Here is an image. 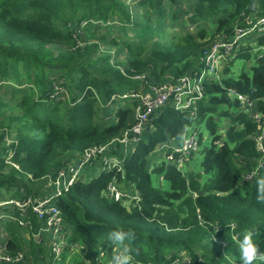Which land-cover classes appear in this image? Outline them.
Listing matches in <instances>:
<instances>
[{
    "label": "trees",
    "instance_id": "trees-1",
    "mask_svg": "<svg viewBox=\"0 0 264 264\" xmlns=\"http://www.w3.org/2000/svg\"><path fill=\"white\" fill-rule=\"evenodd\" d=\"M253 1L132 0L128 8L124 0H0V82L8 84L9 101L18 98L19 110L14 113L12 104L0 100V190L19 199L51 193L45 188L46 175L55 176L85 148L108 142L133 122L135 102L115 98L107 105L112 94L146 89L192 72L210 40L222 33L231 36L236 26L246 27ZM161 3L176 7L162 13L177 25L175 32L169 37L160 34L156 44L142 42L145 35L159 34L148 19L158 14ZM135 6L141 11L136 15ZM175 11L179 18L174 20ZM182 23L195 32H183ZM109 24L119 28L124 39L128 27L140 28L136 38L142 42L140 48L134 52L126 39L98 34L97 29ZM203 25L211 29L209 35ZM254 36L223 64L218 79L211 77L203 85L205 96L195 121L202 122L211 137L201 147L198 132V148L185 155L184 162L195 163L194 169L177 168L165 160L152 162L157 147L178 144L192 124L188 110H176L168 103L153 114L130 150L116 144L109 152L124 158L122 172L105 171L95 158L58 198L65 228L71 231L70 242L81 246L72 259L75 264H103L115 251L107 237L117 227L135 232L130 242L136 249L134 264H240L237 241L240 231L249 228L264 252V201L256 198V178L264 175V153L253 139L259 134L258 125L237 98H248L264 115V57L256 59L252 52L254 45L264 44V34L250 43ZM111 44L125 46L131 56L111 54ZM251 57L255 61L249 73L229 75L233 59ZM171 67L176 70L170 71ZM54 90L62 94L51 102ZM117 102L126 104H115L113 120L110 111L106 118V109ZM218 113L229 117L221 125L223 139L215 118ZM151 172L160 174L169 188L154 186ZM250 172L254 175L248 180ZM114 176L124 187L136 189L137 205L126 208L106 196ZM1 208L3 250L10 255L23 252L25 259L0 264H50L53 255L47 237L37 242L31 236V230L42 225L31 209V227H24L16 207ZM68 253L66 248L63 257Z\"/></svg>",
    "mask_w": 264,
    "mask_h": 264
},
{
    "label": "built area",
    "instance_id": "built-area-1",
    "mask_svg": "<svg viewBox=\"0 0 264 264\" xmlns=\"http://www.w3.org/2000/svg\"><path fill=\"white\" fill-rule=\"evenodd\" d=\"M128 1L130 2L131 0ZM252 20V13L248 14L246 27L236 26L231 36L219 38L213 46L205 48L202 51L200 65L192 72L182 75L174 81L149 85L146 89H128L112 94L107 105H110L115 98H119V100L130 99L135 102L133 106V122L122 130L119 136L112 138L108 142L94 144L85 148L75 160L68 162L64 168L59 169L55 176L46 175V185L52 188L51 193L43 197L29 196L22 200H0V207L10 205L17 208L20 215L18 221L21 226L31 227V222L28 218V208L35 214L42 225L35 227L33 230L36 231L32 235L37 237L35 238L37 242H40L43 238L42 233L49 234L47 240L49 239V246L53 255L50 264H71V255L68 253L66 257H63V253L66 248H69L70 252V250L78 246V244L70 242L71 231L65 228L61 211L57 206L58 198L69 191L84 167L95 158H99L105 171L115 170L122 172L124 158H118L113 154H109V152L116 147V144H120L124 151L130 150L132 145L139 141L153 114L165 104H172L176 110H188L192 124L196 122L199 102L205 96L203 85L211 77L219 78L218 67L221 60L226 59L233 52L235 54L241 46L247 45V39L250 35L258 36L264 34V17L254 23H252ZM253 47L252 52L255 54L256 59L264 57L263 43H257ZM136 77L141 79L144 78V75H137ZM54 92H57V90H54ZM237 98L242 103V110L248 113L258 125L259 134L255 135L253 139L257 147L264 153V115L254 109V104L248 98L241 95H237ZM161 148L166 149L165 157L162 160L174 162L177 168H180L183 166L185 155L198 148V131L191 129V125H188L178 144L166 143ZM253 175L254 172H250L246 175V178L249 180ZM123 178L124 176L122 175ZM105 194L108 198L123 204L129 198L130 200H135L132 203L134 205H137L139 201L136 189L131 192L128 191V187L126 188L122 183H118L115 176L107 184ZM63 248L65 249L62 250ZM114 253L115 251L106 257L103 264H112ZM22 256H24L23 252L13 255L7 254L5 247L3 250V244L0 243V263L20 262ZM178 260H174V263L178 262Z\"/></svg>",
    "mask_w": 264,
    "mask_h": 264
},
{
    "label": "rangeland",
    "instance_id": "rangeland-1",
    "mask_svg": "<svg viewBox=\"0 0 264 264\" xmlns=\"http://www.w3.org/2000/svg\"><path fill=\"white\" fill-rule=\"evenodd\" d=\"M132 1V0H131ZM131 1L129 2L128 0H124L125 4L127 5V7L129 8V5L130 6H133L134 2L131 3ZM165 0H163L164 2ZM158 5V3L156 4ZM160 11L158 12V14H154V16H152L151 19H148V22L151 23L152 27L157 31L159 32V34H156V35H152L151 38H149L147 35H145V37H141L142 38V42H147V40H150L148 43H152V44H156V41H157V38L161 37L160 34L164 33L166 34V37H169V34L170 33H173L175 31V28H176V24L173 23L172 21V18L170 17H167V16H162V13H166L167 10H176V7H173V6H164L163 3H161V7H160ZM155 8L153 7L151 11H154ZM140 8H137L136 6L134 7L133 9V13L135 14H138L140 13ZM154 13V12H153ZM247 13L250 15L252 13V16H253V20H252V23L254 22H257L259 19L263 18L264 17V0H254L253 2H251L248 6V11ZM135 14V15H136ZM170 15V13H168ZM162 16V17H161ZM161 17V18H160ZM172 17L175 19L179 18L176 11L172 14ZM159 20V22H158ZM85 21L81 22L80 25L81 26H84ZM94 23H101L100 21L96 20V21H93ZM177 23V22H176ZM148 24L147 22L144 24L146 25ZM238 25V24H237ZM112 24H109V25H102L101 28L97 29V32L98 34H101V33H107L109 35H107L108 37H111L113 36L114 38H116L118 41H121L122 39H124V34L120 31L119 28H111ZM191 25H186V24H183L181 25V30L184 32V31H188L189 29H192L190 27ZM204 28H206L207 31V34L209 35L211 32L209 26L207 25H203ZM209 28V29H208ZM194 29H192L191 31H193ZM172 31V32H171ZM141 32L140 28L137 29L136 31V28H133V27H128L126 30H125V33L128 34V36L124 39L125 41H128L130 42V44H132L134 47H133V51H137L142 42L141 41H137L138 39V34ZM195 32V30H194ZM169 33V34H168ZM163 34V35H164ZM226 36V34H221V35H217L214 40H210L206 45H208L211 41V43L209 44L210 46L214 45L215 42L219 39V38H222ZM255 38H250L249 41L250 43H253L254 41H256V35L254 36ZM106 48H107V45H106ZM109 48H110V53L111 54H117V55H121V56H127V57H130L131 56V53L126 50L125 46H122V45H109ZM145 53V52H144ZM203 54V52H201ZM234 56V52L231 53L229 56H227L226 59L224 60H221L220 62V65L218 67V72L221 73L222 72V68H223V64L225 62L228 61L229 58L233 57ZM115 55L111 58V60H115ZM123 58V57H122ZM255 61V59L253 57H251L249 60H246V59H243V58H236L235 60L233 59L232 60V64H231V67H230V71H229V75L230 76H233V77H236L241 71H245V72H250V67L252 64H254L253 62ZM176 70V67H171L170 71H175ZM222 74V73H221ZM224 74V73H223ZM53 85V84H52ZM5 90H8V84L6 81H3V82H0V100L3 104L5 103H10L13 105V109H14V113H19V110H17L16 108V101L18 100V98L14 99V100H11L9 101L11 98H10V94L8 92H6ZM57 93V94H56ZM58 94H62L61 93V90L59 92H54L50 93V101H55V99L57 98V95ZM56 96V97H55ZM66 97V96H65ZM124 105L126 103L122 102ZM122 103H114L112 104L111 108L109 109H106V108H102V109H106L107 112L104 114L106 116V118H108V111H110V115H111V118L113 120V117H114V111L116 109V107H118V105H122ZM115 104H118L117 106H115ZM255 106V105H254ZM12 109V110H13ZM4 110H5V114H8L10 112L9 110V106L7 108V106L5 105L4 106ZM257 110V109H256ZM259 112V111H257ZM260 113V112H259ZM109 115V117H110ZM1 117V115H0ZM215 118H216V121H217V125H218V132L220 134V139H223L224 138V126L221 127L222 123L224 121H227L229 119V117L227 115H223V114H216L215 115ZM4 123L6 124V121L4 120ZM127 128V127H126ZM6 129V128H5ZM191 129H196L198 132H201L202 134V141H201V147L207 145V143L209 142L210 140V132L204 127V124L202 122H194L193 124H191ZM8 142V141H6ZM165 152H166V149L165 148H160V147H157L156 148V151H155V156L154 158H152V162H160L165 156ZM197 157L200 158V153H197ZM188 165L186 162L183 163V166L188 169V168H193L192 164H195V163H192L191 164V161L188 160ZM195 167V165H194ZM196 168V167H195ZM194 169V168H193ZM50 175V174H49ZM52 176V175H50ZM151 180H152V184L160 189H168L169 188V184L168 182L160 175V174H157L156 172H151ZM45 188L46 190H52L51 187L47 186L45 184ZM33 190L32 191H35V187L32 188ZM1 191V190H0ZM128 191H132V190H128ZM8 194L9 193H5V191H1L0 192V198L2 197V199H16V200H22V199H25L27 197H24L22 199H19V198H14V197H8ZM134 195V194H133ZM135 200H130V198L128 199V201H125L124 202V205L126 206V208H130L131 207V204L134 202ZM13 207V206H12ZM0 212H3V209L0 207ZM3 215V214H1ZM11 216V215H10ZM4 217H7L8 216H4ZM1 231V230H0ZM36 230H31V233H35ZM26 236V235H25ZM32 238H37L36 236H33L31 235ZM42 236H46L48 238L49 234L47 233H42ZM27 237V236H26ZM47 243V246L49 248V251L51 252V249H50V246H49V239L46 241ZM81 246L78 245L77 247H75L74 249L70 250V255H73L70 259V262L71 264H75L73 262V257H74V254L79 252ZM65 248H63L62 250H64ZM22 259H25V256H22Z\"/></svg>",
    "mask_w": 264,
    "mask_h": 264
},
{
    "label": "clouds",
    "instance_id": "clouds-1",
    "mask_svg": "<svg viewBox=\"0 0 264 264\" xmlns=\"http://www.w3.org/2000/svg\"><path fill=\"white\" fill-rule=\"evenodd\" d=\"M256 198L264 201V175L256 178ZM109 243L115 247L112 264H134L136 249L131 246L135 232L131 228L117 227L108 233ZM240 264H253L254 261L264 262V252L260 251L252 229H242L237 241Z\"/></svg>",
    "mask_w": 264,
    "mask_h": 264
},
{
    "label": "crops",
    "instance_id": "crops-1",
    "mask_svg": "<svg viewBox=\"0 0 264 264\" xmlns=\"http://www.w3.org/2000/svg\"><path fill=\"white\" fill-rule=\"evenodd\" d=\"M129 188H128V190H133V189H135L133 186H128Z\"/></svg>",
    "mask_w": 264,
    "mask_h": 264
}]
</instances>
